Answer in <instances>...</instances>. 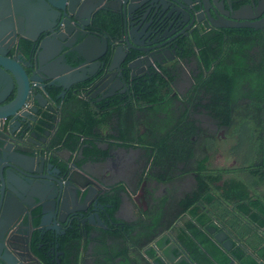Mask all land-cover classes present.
Wrapping results in <instances>:
<instances>
[{"label":"trees","instance_id":"16d2710c","mask_svg":"<svg viewBox=\"0 0 264 264\" xmlns=\"http://www.w3.org/2000/svg\"><path fill=\"white\" fill-rule=\"evenodd\" d=\"M195 47L198 48L200 72L192 77L191 94L197 96L201 114L213 119L217 127L227 128L229 135L237 138V145L241 141L247 142V151L251 154L243 157L246 161L242 168L211 166L209 156L191 146V128L179 133L183 141L178 144L170 141L179 131L177 121L166 116L172 103L170 94L175 76L163 66L134 79L125 93L97 103L77 100L68 94L67 101L74 104V110L66 113L61 108L51 145L73 156L77 167L106 159L108 149L100 148L104 143L107 148L145 147L149 150L146 175L159 181H165L171 176L169 173H175L177 162L183 164L181 173H195L193 189L178 202V224H170L163 229V234H159L155 222H140L135 226L118 219L115 214L123 186L120 183L111 186L109 193L98 197V217L106 227L100 230L101 238L116 239V242L130 240L131 234L138 230L136 235L140 234L144 239L143 245L138 241V247L151 244L143 255L157 264H161L159 250L171 242L176 246L172 254L180 251L192 264H228L230 259L237 264H264V36L259 31L245 28L234 30L228 39L217 33L194 36L193 45L185 47V58L193 54ZM24 49L27 53L28 49ZM251 49L255 51L248 53ZM57 92L52 90V98ZM189 99L193 101L194 97ZM238 100L243 103L235 104ZM113 119L115 131H112ZM161 123L170 125L164 129ZM52 124L49 118H43L35 129L41 132L44 125L50 128ZM141 129L149 136V145L143 143L142 135H139ZM203 134L207 135L201 131ZM208 144H211V138L205 136L199 147L205 146L207 152ZM51 162L61 165L56 157H52ZM160 162L167 167V173L151 175L150 169ZM32 214L35 226L38 212ZM72 227L61 240L59 249L73 254L72 261L75 262L81 236L79 229ZM210 228L224 232L231 239L228 251L212 240L207 232ZM85 229L90 231L92 228L86 226ZM82 247L85 248V242ZM138 252L116 244L115 256L121 260L119 264H127L129 260L128 263L137 262L140 255L135 253ZM45 262L48 264L47 260ZM63 262L68 263L67 260Z\"/></svg>","mask_w":264,"mask_h":264},{"label":"flooded vegetation","instance_id":"af4514ba","mask_svg":"<svg viewBox=\"0 0 264 264\" xmlns=\"http://www.w3.org/2000/svg\"><path fill=\"white\" fill-rule=\"evenodd\" d=\"M103 1L104 0H83L84 5L78 12L81 27L80 33L82 34L77 35L74 33L75 29L73 25H67L69 26L71 35L64 41L66 48L58 45L59 65L63 66L62 63H64L77 69L84 65L82 57L100 56V50H98L96 46L95 39L97 37L105 38L107 48L105 53H102L98 58V61H94L93 64H96V66L92 69L93 75L79 83L71 85L68 89L63 91L56 86H48L45 82L42 84L33 82V88L30 90V93L32 97L36 94H40L43 98V102L38 101V103H36L30 100L25 102L22 109L29 112L31 115L27 119L28 121L26 120L25 123L21 124L19 130L14 133L17 144H19L17 147L19 152L42 158V173L46 172L51 177L58 178L62 183L68 176L80 184L85 183V179L89 180L97 193L93 200L95 203L93 210L97 216L99 210L97 204L98 197L104 193H109L110 187L113 186L114 183L106 184L101 179L99 180L92 176H87L81 169L86 164L108 161V156L103 161L86 162L80 167H77L74 164L73 156L70 155L68 158H62L59 152L63 150L56 149V147H52L51 145L54 127L61 116V108L63 107L64 112L67 113V111L74 107V104L67 101V95H73L77 100H88L91 103H97L115 94L121 95L125 93L134 79L150 74V72L156 70L158 66L167 67L175 77L172 82L173 92L170 94L172 103L166 116L174 119V121H178L179 131H177V136L180 135V132L185 131V129L189 130L191 128L192 135L189 137L191 146L198 148L197 150H201L203 154L208 155L211 161L213 158L223 153L216 143L224 140L228 141V138L233 139L235 136L229 135L227 128L217 127L213 119L201 114L200 108L197 106L196 102L197 96H192L191 94V89L193 88L192 77L200 72V63L197 61L196 55L198 48H192L193 54L185 58V47L187 46L190 48L193 45L194 36L201 37L208 34L213 36L217 33L224 35V38L228 39V36H230L234 30L242 28L251 29L247 27L218 28L215 27L214 24L220 26L243 24L245 23L243 21L245 18L252 19V22L256 24L264 19V11H262V9L260 10V6H258L261 2L257 0H209L210 3H205L202 7L196 6V3H191L190 0H149L146 4L142 5V7L134 11L130 15L131 18H126V26H130L129 28H131V26L135 27L134 29L131 28L130 36L126 37L122 30L121 21L124 19L123 15L119 12L109 11L102 7ZM112 3L116 4L118 8L123 6V3H118L117 0L116 3ZM183 3L188 5L187 8L182 6ZM38 12L37 0H9V13H5L2 16V20L6 22L5 26H29V29L26 31L25 29L21 31L20 35L22 36H7L4 39V42L9 43V45L13 43L18 45V49L21 53L19 59L22 62L27 61L26 56L28 55L29 49H32L33 52L38 43V41L33 43L25 38L33 37L35 32H33L31 27L37 26L38 28V26H49L50 30H54L56 27L52 22L49 24H47V22L43 25L42 23L45 21L41 22L36 18ZM107 12L113 14H108ZM128 15L129 14L126 13V16ZM233 18H235L236 21H232L231 19ZM105 26H108V29H106ZM110 26H113L112 29L109 28ZM252 30L259 31L264 36V27L262 30ZM83 39L86 40L83 46H81V57L76 49H78ZM129 46L130 49L127 48ZM24 48L28 49L27 53ZM115 50L116 52L121 51V53H124L125 57L116 66V71H109V61ZM253 51L255 50L251 49L248 53H252ZM53 55L54 54L50 55V57ZM129 64L131 67L130 69L128 68ZM24 71L27 74L29 73V70L25 67ZM53 89L58 90L57 94L53 96L54 98L51 96ZM193 97V101H190L189 98ZM55 100H58L57 104ZM240 103H243V100H238L235 104ZM43 118H49L50 122H53V124L50 128L44 125L45 128L41 132H37L35 127ZM2 127L5 129V125H2ZM201 131H205L207 135H201ZM219 132H222V137H217ZM204 135L211 138V144H208V153L206 152L205 146H203V150L201 149V143L205 138ZM180 136L182 137V135ZM7 142L13 143V141L10 140H7ZM102 148L103 150L105 148L108 149V155L110 153L113 155L112 159L114 157H116V159L118 158L114 153L119 151L120 147H116V150L111 147L112 150L110 147L107 148V145L103 143ZM124 149L125 151L129 150V148ZM225 154L235 161L236 155L234 152H229L231 156L227 153ZM52 157L58 158L61 165L58 166V164L52 163ZM212 162L213 160L210 164L213 167L232 170H237L239 169L238 167L241 166L239 162H237L235 166L219 167L214 166ZM145 167L147 171L149 168L148 162H146ZM55 170L59 171L58 175H56L57 173ZM90 200H92V198H90ZM66 201L67 203L64 205L67 211L77 209L78 207L81 208L89 204V202H86L84 205L77 206L79 203V201H77L75 205H73L69 197ZM91 210L92 206H89L84 212L83 216L86 217L83 218H87L86 220L79 217L77 214L74 216L67 215L63 223L52 225L49 221L50 219L44 218L42 226L39 227V210L37 208L29 209L27 211L28 213L26 215L23 214L16 224L18 238L16 251L20 264H47L45 262L46 260L48 264H66L63 262L66 260L68 261L67 264H116V239H110L108 237L101 238L102 233L100 230H104L106 227L99 217L103 227H99L96 223H91L88 220L87 216L91 213ZM34 211L38 212V221L35 226L32 224V213ZM73 225L79 229L81 236L78 257L75 262L72 261L71 255L73 254H66L64 249H59L61 240L66 236V232L73 228ZM86 226L92 229L87 231L85 229ZM134 233H138V230ZM139 235H137L138 237H136L135 241L138 242L142 240L144 242V239L140 238L141 236ZM83 242H85V248L82 247ZM171 244L174 245L172 242L168 243V245ZM168 245H166L167 250L170 251L171 248ZM69 246L70 244L68 243L65 248L68 250ZM151 247V245L148 246L146 243L144 252ZM175 249L176 246L171 250V253L175 251ZM90 255L97 259H88ZM182 256L185 255L177 251L176 254H173V258H171L172 262L170 263L166 256L160 254V252L158 253L161 264H177Z\"/></svg>","mask_w":264,"mask_h":264},{"label":"water","instance_id":"95a60500","mask_svg":"<svg viewBox=\"0 0 264 264\" xmlns=\"http://www.w3.org/2000/svg\"><path fill=\"white\" fill-rule=\"evenodd\" d=\"M38 15L36 18L43 22V25L53 23L54 30H50L49 26L31 27L33 37H25L31 42L38 41L35 50L29 49L26 56L27 61L22 62L18 45L15 43H5L4 39L8 36H22L21 31L29 29L27 26H5L6 22L2 20L5 13H9V0H0V264H20L18 253L16 251L17 244V223L21 216L26 215L29 209L37 208L39 210V227L42 226L44 218L50 219L52 225H58L64 222L67 215L83 216L89 206H92L91 213L87 216L91 223H96L99 227H103L97 214L93 210L95 206L94 198L97 193L93 188V184L85 179V183L72 180L70 176L62 183L58 178L51 177L46 172L42 173V158L29 156L19 152L17 149V139L14 136L21 124L25 123L31 115L24 111L22 106L26 101L43 102L40 94L32 97L30 93L32 83H46L48 86H56L62 91L68 89L71 85L79 83L89 76H92V69L96 66L94 61L102 53H105L107 42L105 38L97 37L95 39L96 46L100 53L98 57H82L81 46L85 43L83 39L76 51L83 58L84 65L77 69L67 64L59 65L58 45L66 48L64 41L71 35L69 26L73 25L74 33H80V17L78 12L84 5L83 0H37ZM149 0H117L122 2L123 6L118 8L116 0H104L103 6L109 11L119 12L123 15L122 30L124 36L129 37L131 28L134 26H126V18H131V14ZM261 3L260 10L264 11V0H257ZM196 3V6L202 7L203 4H209V0H190ZM190 3V4H191ZM187 8V4H182ZM193 7V6H191ZM126 13L129 15L126 16ZM264 18V17H263ZM193 20V19H192ZM236 21L235 18L231 19ZM243 24H232L230 26H220L214 24L215 27H247L251 29L262 30L264 27V19L254 24L252 19H243ZM128 28V29H127ZM98 44V45H97ZM130 49V46L127 47ZM60 51V49H59ZM54 54L50 57V55ZM31 57V60H30ZM121 51H113L109 61L108 70H115L118 63L124 58ZM51 59V60H49ZM48 61V62H47ZM30 62V63H29ZM24 67L29 70L27 74ZM130 69V64L128 65ZM43 86V85H42ZM28 121V120H27ZM2 125H5L3 129ZM20 134V132H19ZM13 141V143L7 142ZM58 175L59 171L55 170ZM92 185V186H91ZM85 188V189H84ZM71 198L72 204L77 206L84 205L81 208L67 211L65 205L66 199ZM92 198V200H90ZM86 220L87 218H83ZM54 229V228H51ZM207 232L211 235L212 240L218 244L223 250L228 251L231 247V240L222 231H215L210 228ZM171 250L175 248L173 244L169 245ZM173 258V254L171 255ZM192 264L185 256L179 259L178 263ZM153 264H156L155 262ZM228 264H237L230 259Z\"/></svg>","mask_w":264,"mask_h":264},{"label":"crops","instance_id":"0c3cea01","mask_svg":"<svg viewBox=\"0 0 264 264\" xmlns=\"http://www.w3.org/2000/svg\"><path fill=\"white\" fill-rule=\"evenodd\" d=\"M73 110L74 109L72 108L69 112ZM169 125L161 123V127L164 129H168ZM112 127V131H115L116 122L114 119L112 120ZM139 135H142L143 143L149 145L150 138L148 135L143 134V129L140 130ZM170 141L178 144L179 141H183V137L177 136L176 134L171 136ZM102 146L103 144L100 145V148H102ZM112 148L116 150L115 147ZM112 148L110 147V149ZM119 149V151L114 153L117 155V159L116 157L112 159L113 155L110 153L107 157L108 161L86 164L81 171L87 176L103 180L106 184H122L123 191L120 193V203L116 211V217L118 219L130 224H135V226L140 222L144 224H152V222H155L159 234H163L164 228H167L170 224H173V226L178 224V220L176 219L178 202L193 189L195 184V173H181L183 164L177 162L175 173L171 172L168 174L171 175L169 179L159 181L154 177L146 175L148 171H146L145 165L149 150L145 149V147L143 148L135 145L129 148L128 151H125L124 148L121 149V147ZM59 153L62 158H68L70 156L65 150ZM216 158H213L212 160H215ZM223 158H228V160L231 159L227 156H224ZM166 168L167 167L160 162L158 165H155L150 169V173L151 175L166 174L168 170ZM144 214L146 217L143 216ZM136 237L138 236L135 233H132L130 240L127 238L124 240L120 239L116 242V244H119L121 247L125 246L126 250H137V252L139 250L135 255L139 254L140 259L133 263H128L129 260L127 261V264H153L154 262L150 261L145 255H143L144 250L146 249L145 246L138 247V242L134 241ZM143 244L144 242L139 240V245ZM133 245L135 248L132 247ZM149 245L151 244H148V246ZM159 252L166 256L170 263L172 262V253L171 250H167V246L161 248ZM88 259L96 260L97 258L90 255L88 256ZM120 262L121 260L116 258V264H119Z\"/></svg>","mask_w":264,"mask_h":264},{"label":"rangeland","instance_id":"374dc122","mask_svg":"<svg viewBox=\"0 0 264 264\" xmlns=\"http://www.w3.org/2000/svg\"><path fill=\"white\" fill-rule=\"evenodd\" d=\"M217 137H222V132H219ZM241 142L238 146L237 145V139L234 137L233 139L228 138V141L224 140V141H219L218 143H216V145H218L219 149L223 153L219 155L220 157L218 156L215 160H213L212 164L214 166H219V167H229V166H233V165L235 166V165H237V162H239V165H242L246 161V160H242L243 157L247 153L248 154H251V153H249V151H247V148H248V146L246 144L247 142L246 141H244L243 143H241ZM252 145H254V144H252ZM229 152H234L237 160L235 159V161H234L233 158L230 160H228V158H223L224 156H227L225 153L229 154ZM238 168L240 169L242 167L240 166Z\"/></svg>","mask_w":264,"mask_h":264}]
</instances>
